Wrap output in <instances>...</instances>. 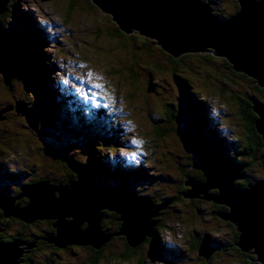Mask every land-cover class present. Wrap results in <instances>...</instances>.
<instances>
[{"label": "rangeland", "instance_id": "obj_1", "mask_svg": "<svg viewBox=\"0 0 264 264\" xmlns=\"http://www.w3.org/2000/svg\"><path fill=\"white\" fill-rule=\"evenodd\" d=\"M233 3L220 0L221 15L231 13ZM8 9L4 27L20 34L25 46L34 50L32 74L43 76L42 86L60 97L54 108L34 79L18 77L7 86L0 74V111L5 110L0 119V195L14 197V204L24 207L29 197L22 195L23 186L77 180L68 164L72 158L88 172L99 167L98 162L117 163L123 170L128 164L136 171L143 167L141 178L128 186L154 204L167 206L153 219L163 225L155 230L154 245L145 240L131 247L117 234L121 222L115 221V213L101 221L103 231L113 235L102 252L94 253L91 245L58 249L49 245L48 238L56 234L50 220L29 223L5 216L2 208L0 241L34 242L33 253L24 252L21 259L27 254L36 264H252L231 246L236 242L233 224L212 212H227V206L183 196L188 189L185 178L200 180L204 175L194 167L198 159L179 135L191 116L186 98L195 99L206 110L195 114L203 119L201 136L207 142V135L214 150L234 159L231 147L240 150L248 134L241 102L260 100L251 77L236 74L224 65V57L211 52L185 53V60L175 64L154 38L120 30L112 15L92 0H10ZM76 111L82 119L79 126ZM174 113L178 121H169L167 115ZM164 126L170 133L158 137ZM262 149L237 183L264 179ZM111 178L107 173L95 181L107 187L126 185ZM199 241L225 247L206 259L203 249L194 246ZM127 252L131 258L124 257ZM24 264H29L26 259Z\"/></svg>", "mask_w": 264, "mask_h": 264}, {"label": "water", "instance_id": "obj_2", "mask_svg": "<svg viewBox=\"0 0 264 264\" xmlns=\"http://www.w3.org/2000/svg\"><path fill=\"white\" fill-rule=\"evenodd\" d=\"M9 1L0 0V14L6 12ZM92 2L109 12L121 30L128 34L137 30L142 36L154 38L155 44L173 57L211 52L226 58L233 70L255 79L264 88V0H239L238 11L228 18L215 14L204 0ZM0 74L7 86L18 77L32 74L29 50L21 35L1 25ZM252 109L257 114L255 125L264 147V102L254 101ZM4 112L0 111L1 120ZM181 132L190 152L198 159L194 167L204 175V180L185 178L188 189L183 196L226 205L229 211L212 212L236 227L239 233L236 245L242 252L254 250L251 253L258 262L250 257L252 264H264V179L246 187L238 185L237 181L246 177L244 166L211 148L187 125H182ZM68 164L77 174V180L67 185L43 181L23 186L22 195L29 197L24 207L15 205L14 197L0 195L4 215L29 223L37 219L54 220L56 234L48 241L60 248L91 245L101 249L113 236L102 229L105 210L119 215L117 220L121 226L117 234L123 235L133 248L157 235L153 219L167 204L158 206L150 197L139 196L128 185L100 186L79 164L70 160ZM23 244L28 247L21 248ZM34 246V242L21 239L8 243L0 241V264H20L24 252L31 251L25 249ZM202 249L206 259L217 250L208 245Z\"/></svg>", "mask_w": 264, "mask_h": 264}, {"label": "trees", "instance_id": "obj_3", "mask_svg": "<svg viewBox=\"0 0 264 264\" xmlns=\"http://www.w3.org/2000/svg\"><path fill=\"white\" fill-rule=\"evenodd\" d=\"M73 6H74V3H71V5L69 7L70 10L73 8ZM238 9H239V2H238ZM118 28H119V26H118ZM28 50H29V55H30V53H31V55H33V53H34L33 51L34 50H32L31 47H29ZM213 56H215V55H213ZM172 58H173V61L175 62V64L183 62L185 60V56H181L179 58H175V57L172 56ZM31 61L34 62V58H31ZM33 65L34 64H32V67H33ZM224 65L227 68H229V69H233L231 63L226 58L224 59ZM235 72H236V74H239V75H241L244 78L249 77L248 75L243 74L241 72H237V71H235ZM39 77L36 75V73L35 74H31L29 76V78H32V79L35 80L34 81L35 85H37L38 87L42 88V89H40V91L46 96L45 100H47V103H50L51 106L55 108L57 106V104L59 103L58 102V98L60 97V95L58 93H56V90L52 91V90H50L51 89L50 87L47 86V88H46V87L42 86L43 81H41V80L43 79L42 78L43 76H41L40 78ZM251 79H252L251 81L255 85V88L259 91L258 93L261 94L260 95V100L254 99L253 97H250L249 100H247L245 102H241L242 103L241 104V113L245 116V120L247 121L248 134H247V138H245L244 144H242V146H239L240 150H238V147L236 145H233L231 147L232 148V155H233V157L236 158V159L235 158L234 159L238 160L237 161L238 164L241 165V166H244V169L247 166L254 165L253 160L256 158V154L259 153L261 150H263L262 149L263 148V140H262L261 135L258 133V131L256 129V125H255V120L257 119V114L253 111L252 104L254 103V101H256V102H264L263 101L264 100V88H261L256 83L255 79H253V78H251ZM49 96H51V97H49ZM186 102H187V105H188V110L190 111V114L192 116V117L191 116L187 117L188 119H187V124L186 125L190 129H193L196 134H200L201 135L202 133H201L200 128L203 125V119H199L198 120L197 117H195V114H196V112L204 114L206 112V110L201 106V104H198V102H196L195 99H194V102H192V100H190V99L188 100V98H186ZM172 112H173V109H172ZM79 114H80L79 111H76V112L73 113V115L75 117V120L79 121V123H77L78 125H75V126H79L82 123V119L79 117L80 116ZM167 118L169 119V121H171V120L178 121V118L175 116V113L173 115H171V114L169 115L168 114ZM199 118H204V116L203 117H199ZM210 121L211 120H209L208 122H210ZM104 129H106V128H104ZM168 130H170V128L167 127V126H164L163 130L160 133L157 132L158 137H162V136H165V134L170 133V131H168ZM73 135L76 136V135H78V133H75L73 131ZM179 135H182V132H179ZM203 136L207 139V143L213 149H215L216 147L211 145L208 136L205 135V134H203ZM222 153L225 154L226 156H228V158L234 160L232 157H229L227 152L226 153L222 152ZM263 156H264V154H263ZM68 160L74 161L77 164H79L81 167H83L79 162H77L76 160H73L72 158H69ZM112 164L113 165H110V164H108L106 162H98V166L99 167L93 166L92 167L93 169L89 170V173L91 174V176L93 177L94 180L96 178H99V179L103 180L104 178H106V174L107 173L108 174L111 173L112 174V178L111 179L116 180L117 183L121 182V183H124L126 185H132L133 181L134 180L136 181V180L140 179L141 176L145 172L143 167L141 168L140 166H138L137 169L139 171H136L135 168L133 169V166L129 165L128 163H127L128 164L127 168H125L124 170L121 167H119L117 165V163H112ZM244 173H245V171H244ZM10 177L12 178V175H10ZM201 177L202 176H200V180H204V177H202V178ZM237 184L241 185V186H246L248 184V182L247 181H243V182H240V184L239 183H237ZM220 206H222V208L226 209V206H223V205H220ZM103 214L105 216L106 212L103 211ZM120 225H121V223H120ZM161 227H163L162 224H160V225L157 224L155 226V229L157 230V229H160ZM233 228H234V230L236 232V242H237L238 237H239V233H238V231H237V229H236V227L234 225H233ZM146 240L148 242H150V243L153 242L152 243L153 245L155 244V240L153 239V237H149ZM236 242L231 243V246H232V248L235 247V249L238 250L239 248L237 247ZM204 245H206L205 242L201 243L199 241V242H195L194 243V246L200 247L201 249L204 247ZM217 246H219V247H216V248H220L218 250H222L223 247H225V245H222V244H219ZM225 250H227V249H225ZM239 254L242 256L243 259H247L248 261H249V258H250L248 255H253V253H250V252H240ZM124 257L125 258H131L132 257V253L130 254V253L127 252L126 254H124ZM245 263L246 264H250V262H248V263L245 262Z\"/></svg>", "mask_w": 264, "mask_h": 264}, {"label": "flooded vegetation", "instance_id": "obj_4", "mask_svg": "<svg viewBox=\"0 0 264 264\" xmlns=\"http://www.w3.org/2000/svg\"><path fill=\"white\" fill-rule=\"evenodd\" d=\"M206 3H208V4H210V6H212V9L215 11V12H217L218 13V15L220 14V16H222V17H230V16H232V15H234L236 12H237V10H238V2H239V0H234V3H233V6H234V9H233V11H231V13H228L227 15H225V14H223V15H221L222 14V12H221V10L219 9V8H217V6L220 4V0H204ZM222 1V0H221ZM214 12V13H215ZM217 13H215V14H217ZM9 16V9L6 11V12H4L3 14H0V25H2V26H4V22H6V20H7V17ZM214 204V203H213ZM214 205H216V203L214 204ZM220 206V205H219ZM104 212H106V214H109V215H111V216H113V217H115V213L114 212H110V211H107V210H105ZM105 214V215H106ZM0 215L2 216V213H1V210H0ZM115 221H118L116 218H115ZM50 222H52L51 223V225L53 224V220H50ZM119 222V221H118ZM201 242V241H200ZM202 243V242H201ZM47 244H49L48 243V241H47ZM49 245H51L52 247H56L54 244H52V243H50ZM69 247V246H68ZM56 248H58V247H56ZM59 249V248H58ZM61 249V248H60ZM92 250H93V252L94 253H99V251H103V249L101 248V249H98V250H96V249H94V248H91ZM32 251H34V249L33 250H31L30 252H29V254H32L33 252ZM219 251V250H218ZM28 254V253H27ZM27 254H25L24 255V258H22V264H24V261H25V259L27 260V262L29 263V264H36L34 261H32L31 260V258H30V256H29V258H27ZM35 254V253H34ZM101 254V253H100ZM32 256V255H31ZM47 261V263H39V264H54V263H52V262H48V260H46Z\"/></svg>", "mask_w": 264, "mask_h": 264}, {"label": "bare ground", "instance_id": "obj_5", "mask_svg": "<svg viewBox=\"0 0 264 264\" xmlns=\"http://www.w3.org/2000/svg\"><path fill=\"white\" fill-rule=\"evenodd\" d=\"M212 7V6H211ZM243 180V179H242ZM68 184H69V182H68ZM249 184V183H248ZM220 205H224V204H220ZM224 206H226V205H224ZM53 235V234H52ZM51 236V235H50ZM26 247H28V246H26ZM33 249V247L32 248H27V249H25V251H28V250H32ZM163 251V250H162ZM250 253L251 252H254L253 251V249H251L250 251H249ZM253 255H254V253H253ZM252 259H254V260H256L257 261V259L258 258H256V256L254 257V258H252ZM254 262V261H253ZM258 262V261H257ZM254 263H256V262H254Z\"/></svg>", "mask_w": 264, "mask_h": 264}, {"label": "snow or ice", "instance_id": "obj_6", "mask_svg": "<svg viewBox=\"0 0 264 264\" xmlns=\"http://www.w3.org/2000/svg\"><path fill=\"white\" fill-rule=\"evenodd\" d=\"M94 86H95V87H97V88H98V87H100V85H99V84H96V85H94Z\"/></svg>", "mask_w": 264, "mask_h": 264}]
</instances>
